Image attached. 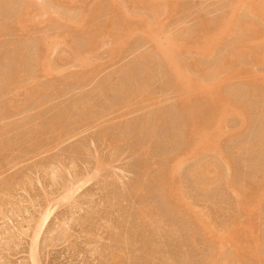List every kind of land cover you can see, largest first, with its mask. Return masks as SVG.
I'll list each match as a JSON object with an SVG mask.
<instances>
[{
  "label": "rangeland",
  "instance_id": "rangeland-1",
  "mask_svg": "<svg viewBox=\"0 0 264 264\" xmlns=\"http://www.w3.org/2000/svg\"><path fill=\"white\" fill-rule=\"evenodd\" d=\"M0 264H264V0H0Z\"/></svg>",
  "mask_w": 264,
  "mask_h": 264
},
{
  "label": "bare ground",
  "instance_id": "bare-ground-1",
  "mask_svg": "<svg viewBox=\"0 0 264 264\" xmlns=\"http://www.w3.org/2000/svg\"><path fill=\"white\" fill-rule=\"evenodd\" d=\"M139 1V0H138ZM144 2L146 1V0H143ZM133 2V1H132ZM137 2V1H136ZM142 2V1H141ZM127 23V22H126ZM127 25H125V27H126ZM207 115V114H206ZM208 120V119H207Z\"/></svg>",
  "mask_w": 264,
  "mask_h": 264
}]
</instances>
